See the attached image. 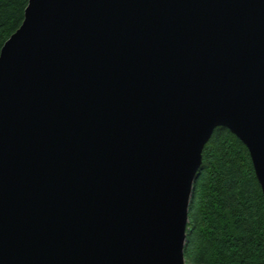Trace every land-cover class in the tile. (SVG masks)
Returning a JSON list of instances; mask_svg holds the SVG:
<instances>
[{
  "label": "water",
  "instance_id": "water-1",
  "mask_svg": "<svg viewBox=\"0 0 264 264\" xmlns=\"http://www.w3.org/2000/svg\"><path fill=\"white\" fill-rule=\"evenodd\" d=\"M218 126L264 208V0H28L0 49V264H185Z\"/></svg>",
  "mask_w": 264,
  "mask_h": 264
},
{
  "label": "trees",
  "instance_id": "trees-1",
  "mask_svg": "<svg viewBox=\"0 0 264 264\" xmlns=\"http://www.w3.org/2000/svg\"><path fill=\"white\" fill-rule=\"evenodd\" d=\"M28 0H0V49L23 21ZM193 181L185 264H264L263 199L245 145L216 127Z\"/></svg>",
  "mask_w": 264,
  "mask_h": 264
}]
</instances>
